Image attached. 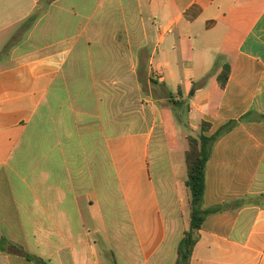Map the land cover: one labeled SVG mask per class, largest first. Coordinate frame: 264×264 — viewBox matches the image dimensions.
Instances as JSON below:
<instances>
[{"label": "crops", "instance_id": "crops-1", "mask_svg": "<svg viewBox=\"0 0 264 264\" xmlns=\"http://www.w3.org/2000/svg\"><path fill=\"white\" fill-rule=\"evenodd\" d=\"M171 98L209 136L237 123L190 264H264V0H0V264H176ZM157 129L175 190L152 174Z\"/></svg>", "mask_w": 264, "mask_h": 264}, {"label": "trees", "instance_id": "trees-1", "mask_svg": "<svg viewBox=\"0 0 264 264\" xmlns=\"http://www.w3.org/2000/svg\"><path fill=\"white\" fill-rule=\"evenodd\" d=\"M230 76V67L226 65L224 72L219 78L222 87H225ZM174 105L181 106L180 102L170 100ZM264 121V116H260ZM237 123L229 122L222 126L216 133L209 136L208 133L211 125L203 123L201 125V133L198 137L188 136L189 150L186 153V165L188 179L186 186L191 193L190 204V227L184 233V237L179 245L178 259L176 264H190L193 250L199 239L198 233L202 229L208 216L221 212L222 206L205 209L204 197L206 192V173L207 165L211 158L214 145L228 132H230ZM30 261L33 259L28 257ZM34 261V260H33ZM41 264V260H35Z\"/></svg>", "mask_w": 264, "mask_h": 264}, {"label": "rangeland", "instance_id": "rangeland-1", "mask_svg": "<svg viewBox=\"0 0 264 264\" xmlns=\"http://www.w3.org/2000/svg\"><path fill=\"white\" fill-rule=\"evenodd\" d=\"M160 108L163 112V116L166 119L167 125L169 126V130H171L170 143L175 164L182 167L186 166L185 153L189 149V142L187 140V137H197V135H200L201 132L193 124L189 123L188 113L183 106H175L172 104L164 107L163 105H160ZM175 126L177 127L178 131L181 132V138L179 139L172 137L176 133L173 131L175 129ZM163 145H165V143L163 140L162 130L157 129L151 143L150 159L152 174L159 189L162 184V180L160 179V172L164 173L167 178L170 177L171 173V170L167 164V157L163 156V158H160V155L164 154V152L166 151V149L163 148ZM161 146L162 148H160ZM160 160H163L164 167L160 166ZM175 183L176 180L174 178H169L168 187L172 190H175ZM177 186L180 187L179 184ZM187 229H189V226H187Z\"/></svg>", "mask_w": 264, "mask_h": 264}]
</instances>
